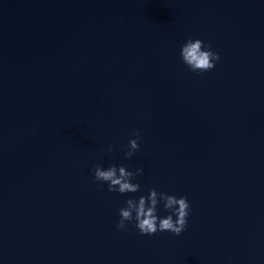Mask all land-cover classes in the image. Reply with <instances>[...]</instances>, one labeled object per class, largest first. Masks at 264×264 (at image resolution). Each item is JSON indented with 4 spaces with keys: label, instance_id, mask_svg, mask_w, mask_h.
Returning <instances> with one entry per match:
<instances>
[{
    "label": "water",
    "instance_id": "1",
    "mask_svg": "<svg viewBox=\"0 0 264 264\" xmlns=\"http://www.w3.org/2000/svg\"><path fill=\"white\" fill-rule=\"evenodd\" d=\"M151 189L187 197L180 236L117 228ZM0 264H264V0H0Z\"/></svg>",
    "mask_w": 264,
    "mask_h": 264
},
{
    "label": "clouds",
    "instance_id": "2",
    "mask_svg": "<svg viewBox=\"0 0 264 264\" xmlns=\"http://www.w3.org/2000/svg\"><path fill=\"white\" fill-rule=\"evenodd\" d=\"M181 59L191 71L204 73L215 69L216 63L214 62H218L220 56L212 51L210 44L205 45L199 39H189L181 48ZM132 135L136 139L129 142V151L126 152V158L129 159L139 150L140 133L134 130ZM113 150L109 148V151ZM140 175H143V168L133 173L124 166L112 165L106 170L100 165L94 167L95 180L107 183L109 192H119L121 195L140 191V184L132 182L136 176ZM160 202H163L165 209L172 214L165 218L159 217L157 212ZM189 210L190 204L187 197L177 198L151 189L148 196L126 201V207L119 210L120 220L117 228L126 230V224L135 221V227L141 235L152 236L158 232H170L175 236H180L187 228Z\"/></svg>",
    "mask_w": 264,
    "mask_h": 264
}]
</instances>
